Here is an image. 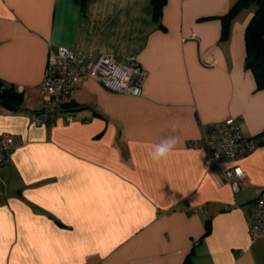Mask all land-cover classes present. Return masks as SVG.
Listing matches in <instances>:
<instances>
[{
	"label": "crops",
	"instance_id": "obj_1",
	"mask_svg": "<svg viewBox=\"0 0 264 264\" xmlns=\"http://www.w3.org/2000/svg\"><path fill=\"white\" fill-rule=\"evenodd\" d=\"M237 0H0V81L22 93L0 102V133L15 139L1 172L0 264H264V237L251 238L245 212L264 196V89L245 67L243 10L222 39ZM162 26H161V24ZM134 59L141 96L84 78L48 122L42 91L51 49ZM234 117L257 149L206 165L190 148ZM164 136L166 159L148 153ZM247 174L235 193L225 172ZM209 223V228H207Z\"/></svg>",
	"mask_w": 264,
	"mask_h": 264
},
{
	"label": "built area",
	"instance_id": "obj_2",
	"mask_svg": "<svg viewBox=\"0 0 264 264\" xmlns=\"http://www.w3.org/2000/svg\"><path fill=\"white\" fill-rule=\"evenodd\" d=\"M87 55L77 54L68 46L53 47L43 81L42 91L48 105L35 116L37 123H45L54 114H63L65 120L77 118L64 111L65 104L72 98L76 86L84 78H92L111 92L134 96L143 94L144 70L134 59L118 57L111 53H101L95 61L86 65ZM14 135L0 133V181L2 170L13 163L15 149ZM190 148H201L207 152L206 165L222 159L234 160L254 152L258 143L242 130L234 117L213 124L206 138L188 142ZM225 178L235 193L241 190L247 178L239 165L225 172ZM251 238L264 237V196L250 202L245 212Z\"/></svg>",
	"mask_w": 264,
	"mask_h": 264
},
{
	"label": "trees",
	"instance_id": "obj_3",
	"mask_svg": "<svg viewBox=\"0 0 264 264\" xmlns=\"http://www.w3.org/2000/svg\"><path fill=\"white\" fill-rule=\"evenodd\" d=\"M152 4L155 20L158 22L162 17L167 0H152ZM251 6L255 9L245 31V67L253 72L258 87L264 89V0H237L231 9L221 17L223 24L222 39H228L232 21L243 10ZM22 99V93L13 87L4 86L0 81L1 103L11 109H16L21 104ZM183 264H193L191 255L186 258Z\"/></svg>",
	"mask_w": 264,
	"mask_h": 264
},
{
	"label": "clouds",
	"instance_id": "obj_4",
	"mask_svg": "<svg viewBox=\"0 0 264 264\" xmlns=\"http://www.w3.org/2000/svg\"><path fill=\"white\" fill-rule=\"evenodd\" d=\"M177 143L175 136H164L161 138L159 143L155 145L148 153L149 157L153 162H160L166 159L169 153L173 150Z\"/></svg>",
	"mask_w": 264,
	"mask_h": 264
},
{
	"label": "rangeland",
	"instance_id": "obj_5",
	"mask_svg": "<svg viewBox=\"0 0 264 264\" xmlns=\"http://www.w3.org/2000/svg\"><path fill=\"white\" fill-rule=\"evenodd\" d=\"M254 9H255V7H252V6H251L250 8H247V9H246V10H247L246 12L252 11V10H254ZM248 10H249V11H248Z\"/></svg>",
	"mask_w": 264,
	"mask_h": 264
},
{
	"label": "water",
	"instance_id": "obj_6",
	"mask_svg": "<svg viewBox=\"0 0 264 264\" xmlns=\"http://www.w3.org/2000/svg\"><path fill=\"white\" fill-rule=\"evenodd\" d=\"M207 228H209V223H207Z\"/></svg>",
	"mask_w": 264,
	"mask_h": 264
}]
</instances>
